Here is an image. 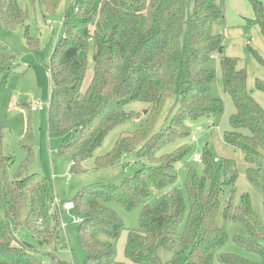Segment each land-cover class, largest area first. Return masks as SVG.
Wrapping results in <instances>:
<instances>
[{
    "label": "trees",
    "instance_id": "obj_1",
    "mask_svg": "<svg viewBox=\"0 0 264 264\" xmlns=\"http://www.w3.org/2000/svg\"><path fill=\"white\" fill-rule=\"evenodd\" d=\"M61 1L30 0L43 12H55ZM251 2L256 16L248 20L260 25L264 37L263 2ZM223 18L217 0H71L67 6L64 34L49 68L53 89L48 132L63 137L60 152L72 154V169L80 170L107 135L133 117L135 112L127 110L130 103L149 104L138 129L119 136L110 151L95 158L96 167L101 168L137 155L142 166L121 184H91L72 200L76 214L83 217L78 227L79 243L86 252L83 264H213L216 255L224 264H264V223L248 193L242 194L238 203L229 200L224 217L237 220L248 230V237L235 238L258 253L261 261L219 253L229 234L217 217L224 188L237 179L236 163L226 161L222 179L220 161H211L208 152L203 154L202 174L187 162L192 122L205 116L212 123L225 110L224 102L211 95L216 73L206 67L210 57L223 54V35L213 31V25ZM28 20L29 12L19 0H0V26L28 28ZM97 24L101 31L95 29ZM81 29L89 32L88 37ZM28 40L36 45L32 37ZM90 43L91 66L81 56ZM254 52L264 64V58ZM237 64V58L221 56L224 90L236 106L223 139L244 154L249 180L264 191V108L247 89L246 69ZM16 66L15 53L0 39V75L9 77ZM90 68L93 72L86 85ZM256 86L264 92V80L258 79ZM172 96L178 112L165 130L154 133L158 116ZM4 137L0 118V211L5 212H0V264H43L42 257L15 232L25 227L41 244L57 240L59 217L53 210V180L23 169L35 156L30 128L21 139L26 157L15 176L11 166L16 159L5 152ZM171 142L178 146L166 152ZM181 161L186 162L189 204L178 186L177 165ZM151 183L166 193L155 203L143 205L139 227L127 232L124 252L129 262L120 260L117 241L125 223L108 203L115 201L133 209L150 196ZM162 250L169 259H164Z\"/></svg>",
    "mask_w": 264,
    "mask_h": 264
},
{
    "label": "rangeland",
    "instance_id": "obj_2",
    "mask_svg": "<svg viewBox=\"0 0 264 264\" xmlns=\"http://www.w3.org/2000/svg\"><path fill=\"white\" fill-rule=\"evenodd\" d=\"M71 0H62L55 12H43L39 6H34L30 0H19L22 7L28 10V28L24 25L18 27L0 26V39L9 44L16 55L17 66L10 71V75L4 78L0 75V118L4 131L5 152L15 156L16 162L11 166V174L15 176L20 162L26 157L25 150L21 146V139L26 130L30 128L33 132L32 145L35 156L24 170L28 173H39L53 180L54 191L61 201L73 200L75 195L84 187L91 184L105 182L121 184L124 178L134 173L141 166V160L137 155L122 157L114 165L109 167H96L95 158L106 154L112 149L117 138L121 135L131 134L141 124L148 113L147 102L135 101L127 106L128 111H134L133 117L115 127L105 138L103 144L96 149L93 156L86 159L80 170L72 169V154L60 152L63 142L62 136H50L48 132V110L51 103L53 83L49 68L52 63L53 52L60 43L64 34V13ZM264 6V0H261ZM221 7L224 18L213 25V31L221 33L224 38V51L216 53L206 63V67L215 71L216 76L211 82V95L224 102V113L209 123L207 117H200L192 122V133L198 136V140L187 142L191 146V153L187 162L202 174L205 169V161L194 160L195 154L205 155L209 153L211 161L218 157L217 165L223 168L222 179L225 178V163L233 160L236 163L237 179L233 186L224 188L222 194V206L217 217L218 223L223 226L229 239L219 253L228 252L245 256L251 260L261 261V256L240 245L236 235L248 237V230L237 220L225 219L224 212L229 200L238 203L244 193L250 196L252 207L260 221L264 223V191L251 182L247 176V163L244 154L227 144L223 134L231 128L230 116L236 112L235 103L224 90L223 78L220 67L221 56H231L238 59L237 67L245 68L247 71V89L252 96L264 108V92L256 86L258 79L264 80V64L258 61L255 52L264 58V37L260 25L257 22H249L255 19L256 13L251 0H217ZM48 19L55 21V30L51 29ZM63 22V23H60ZM98 31L102 30L100 24L95 26ZM84 37L89 32L81 29ZM36 40V45L29 43L28 37ZM93 46L90 43L88 50L81 51L89 66L92 63ZM90 68L87 74L86 85L92 75ZM41 101L45 105L44 110L32 111L29 104ZM179 105L176 104L175 96L168 99L160 112L155 124L154 133L165 130L170 124ZM200 125L202 130L196 131ZM178 143H168L166 152L176 149ZM178 186L182 188L189 204V196L186 189V162L181 161L177 165ZM69 175V176H68ZM151 194L139 206L128 209L123 204L110 201L108 204L116 210L125 223V230L117 241L118 256L120 260L128 261L125 256V244L129 229H136L140 223V212L145 203L153 204L165 193L164 189H157L153 183L150 184ZM5 215L4 211H0ZM75 215V213H73ZM68 216V215H67ZM188 215L185 217V221ZM185 221L183 226L185 225ZM78 223H70L68 228L58 225L59 237L54 243H39L31 231L23 227L17 230L16 236L25 242L32 244V251L42 257L49 264H83L86 252L79 243ZM104 238H107L103 235ZM163 253V250L161 251ZM164 259H169V254L163 253ZM213 264H224L215 256Z\"/></svg>",
    "mask_w": 264,
    "mask_h": 264
},
{
    "label": "built area",
    "instance_id": "obj_3",
    "mask_svg": "<svg viewBox=\"0 0 264 264\" xmlns=\"http://www.w3.org/2000/svg\"><path fill=\"white\" fill-rule=\"evenodd\" d=\"M48 23L51 26L52 30H55V27L53 26L54 21L49 20ZM63 23V22H60ZM32 111L36 110H44L45 105L41 101H35L32 104H30ZM50 106V105H49ZM202 130V127L198 125L196 127V131ZM191 141L198 140V136L195 133H191L190 135ZM194 160L198 162L203 161V155L201 154H195ZM220 159L218 157L214 158V162H218ZM69 176V175H68ZM53 210L55 212V215L59 217V225L61 228H68L70 223H82L83 217L80 215H77L75 212V203L72 200L68 201H61L56 195L53 199ZM75 213V215H73ZM68 215V216H67ZM43 264H49V262L43 261Z\"/></svg>",
    "mask_w": 264,
    "mask_h": 264
},
{
    "label": "water",
    "instance_id": "obj_4",
    "mask_svg": "<svg viewBox=\"0 0 264 264\" xmlns=\"http://www.w3.org/2000/svg\"><path fill=\"white\" fill-rule=\"evenodd\" d=\"M25 245H26L27 247H29V248L32 247V244H30V243H28V242H25Z\"/></svg>",
    "mask_w": 264,
    "mask_h": 264
}]
</instances>
